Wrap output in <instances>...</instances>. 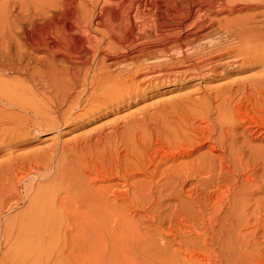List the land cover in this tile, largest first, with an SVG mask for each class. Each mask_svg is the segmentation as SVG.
I'll return each mask as SVG.
<instances>
[{"label": "bare ground", "instance_id": "obj_1", "mask_svg": "<svg viewBox=\"0 0 264 264\" xmlns=\"http://www.w3.org/2000/svg\"><path fill=\"white\" fill-rule=\"evenodd\" d=\"M241 66L264 68V0H0V152L13 149L29 135L61 130L95 113L125 109L160 92L164 86L226 78L230 71ZM258 76L232 79L217 87L204 86L203 95L191 91L176 99L137 108L93 130V134L76 141L73 147H68L69 144L62 147L60 157L64 156V164L60 158L56 159L58 149L50 158L44 153L30 156L10 153V158L0 162V168H5L16 185L11 186L16 194L13 189L5 194L23 200L30 189L28 181L32 185L36 176L52 177L59 181L48 190L40 189L39 185L36 193L39 198L31 205L36 211L24 216L52 217L49 193L63 187L64 216L94 220L119 217L123 209L114 205L130 203V196H136L134 192L140 185L161 206L177 199L172 215L177 222L182 218L186 221L187 216L200 220L202 226L196 224L200 228L194 222L189 226L206 243L204 247L210 250L218 244L223 249L227 236H234L231 239L242 252L240 240L259 233L255 228L251 230L250 219L261 217L264 210L260 198L255 196L264 190V157L258 154L264 148L260 146L258 151L259 145L251 144L252 139L248 133L249 138L246 137V129L239 122L250 120V116L240 118L249 113L245 112L249 106L264 115V98L260 96H264V91L260 92L259 87L264 86V76ZM176 107L181 111L177 112ZM255 119L250 121L255 122L253 125H257ZM166 125L170 128L173 125L176 133ZM113 140L117 146L108 144ZM130 140L134 141L135 151L133 143L129 148ZM104 141L110 148L116 146L113 151L116 148L118 152L123 145L121 150L126 152L121 154L122 158L114 151L109 163L116 162L118 170L120 166L119 176L131 186V194L129 186L127 193L122 191L124 183L122 190L119 188L122 182L116 185L124 194L113 191L124 204L120 199L114 200L113 194L110 196L114 183H105L114 175V168L107 169L113 174L107 178L106 173L102 174L106 161L99 162L88 153L90 147L101 146ZM207 144L219 154L200 153ZM246 170L251 173L246 172L248 177L242 179L240 173ZM206 173L212 176L204 178ZM116 176L113 177L118 179ZM137 176L146 180L138 177L133 181ZM191 180L198 185L186 191L189 199L185 200L181 194ZM187 205H194L196 210ZM171 221L169 226L173 225Z\"/></svg>", "mask_w": 264, "mask_h": 264}, {"label": "rangeland", "instance_id": "obj_2", "mask_svg": "<svg viewBox=\"0 0 264 264\" xmlns=\"http://www.w3.org/2000/svg\"><path fill=\"white\" fill-rule=\"evenodd\" d=\"M230 72H231V74L229 76H227L226 78L225 77L224 78L218 77V78L211 79V80L207 79V80H204L201 82L199 79L194 80L191 83L194 85H188L187 84V85L181 86V85L172 84V85L164 86L161 88L162 90L160 89V92L151 94L149 96V98L146 97L143 100H138L136 102V104L133 103L125 109H122V110L117 111V112L115 111L116 113L114 111L110 112V113H106V114L95 113L94 115L92 114V116H90V118L87 117L85 119L73 122L72 124L69 125L70 127L69 126L66 128L63 127V128H61V130H59V129L54 130L53 129L50 131L42 132L40 135H36V134L29 135V136H27V138L22 139L16 146H14L13 149L5 151V152H0V162H3V160L5 161L8 158H10L11 157L10 153H12L13 156H16V155H19V156L29 155L30 156L33 154L38 155V153L39 154L42 153V155H43V153H44V154H47V155H45L46 158H48V157L50 158L51 157L50 155L52 153H54L56 149H58V151H56V153H55V155L57 157L56 159L60 158L61 163L64 164V162H63L64 156L60 157V155H63V153H61L62 147L67 146L68 144H69L68 147H73L75 145L76 141L83 140V138L85 136H89L90 133L93 134L95 130L102 127L103 125L109 123L110 121H112L116 118L119 119V118L129 114V112L130 113L135 112V111H137V108L140 109L141 107H145L146 104L150 105L152 103L155 104V102L158 103V102H164V100L168 101V100H171L174 98L176 99V98H178L176 96H181V95L190 93L191 91H193L192 93L195 92L194 95H198V94L200 95V93L203 95V91H202L203 88L202 87H204V86L205 87L208 86V88L215 87V86L217 87L218 85L220 86L225 82H230V80H232V79L236 80L239 78L241 80L243 78H246V79H249L252 77L256 78L257 75H259L260 77L264 76V68H262L260 66H256L254 68L253 67L252 68H246L245 66H241V67L235 68L233 71H230ZM262 74H263V76H262ZM246 79H243V80H246ZM259 87H260V92H263L264 86L263 87L259 86ZM197 88L201 91L197 90ZM262 95L263 94H261L260 96L262 98H264V96H262ZM260 96H258V97H260ZM249 107H248V110H245V112H249L248 114H251V115H248L245 113L244 117L240 115V118L242 117L245 119L246 117L250 116V120H248L249 118H246L244 121L241 118L243 121L242 122L239 121V122H240V126H242L241 128H244L243 130L246 129L245 130L246 131L245 132L246 137H248V135H249V137L252 139L251 144L253 146H255L256 144H257V146L259 145L258 146L259 147L258 151H259L262 148H264V138H263L264 137V127L260 128V125L264 126L263 125L264 122H262L263 124H260L262 120L264 121V115L257 108H254V107L249 108ZM178 108H177L178 111L177 110L176 111L177 112L181 111V108L180 107H178ZM245 108L246 107H244V109ZM250 109L253 111V113H251L252 111ZM255 109L257 110V113H256ZM238 114L236 113L235 116L237 115L239 117ZM260 114L263 115V117L260 116ZM254 115L256 116V119H255ZM251 116L255 119V121L257 120L256 121L257 125H253V124H255V122L254 123L250 122L251 120L254 121V119H252ZM178 118H180V116H177V119ZM259 120H260V122H259ZM247 121L250 122V125L251 124L253 125V126L251 125V128H249L250 125L248 124L249 122H247ZM243 122H244V124H243ZM245 122H247V123H245ZM241 123L244 126L246 124H248V126L246 125L247 128H246V126L243 127V125H241ZM121 124L123 125V123H121ZM122 125H121V127H122ZM172 127H174V126L172 125L171 128L170 127H168V128L171 131H173L175 127L174 128H172ZM252 127L253 128L257 127V128H255L256 131L255 130L250 131V129H253ZM241 128H240V130H241ZM122 129H123V127L120 128V131ZM182 129L183 128H181V130ZM258 131H260L262 133H260ZM250 132H252V133H250ZM254 132H255V134H254ZM173 133H176V131L174 130ZM246 133H248V135ZM258 133H260V134H258ZM245 135H243L241 138H244ZM253 135H258V136L257 137L254 136V137H256V138H254ZM261 135H263V136H261ZM132 140H134L133 137H132ZM113 141H110L109 143L108 142L107 143L108 144L114 143L113 145H116L115 140H113ZM134 141H131V140L129 141L130 142L129 148L130 149L132 148L131 143H133V149L132 150L135 151L136 146L134 144ZM104 143H105V141L102 144H104ZM102 144H101V146H103V147L95 146V145L90 147L89 149L91 151L89 150L88 153L91 154V158L94 157V158H96L97 161L100 160L99 162H101V160L103 161V159H104V161H106V165L103 167V168H105V172H103L104 171V169H103L102 174L106 173L105 175L108 176L107 178L110 177L109 175L113 171H114V173H113L114 175L111 174V176L112 175L113 176H116V175L119 176L120 166H118L119 167V170H118V168H116L117 167L116 162L112 163L113 167L111 166L112 164H109V163H111L110 157H111L112 153H115L114 151H116V153H117L115 155H118L120 153L119 156H121L123 158V156L121 154L123 153V155H124V153H126V152L122 151L121 148H123L124 146L120 145V147L121 146L122 147L117 152L116 148L113 151V148L116 147L117 145L112 146L113 148H110L108 146V144L107 145L104 144L105 148H106V146H107V149L109 148V151H108L107 149H104V145H102ZM209 145L210 144H207L206 145L207 147L203 148L200 151V153L209 152V154H210L209 156H212V154L217 156L219 154V151L210 150ZM257 146H256V149L258 148ZM260 146H261V149H260ZM95 147H97L98 150ZM111 149H112V151H111ZM103 150H106V152ZM123 150H124V148H123ZM99 151H100V153H99ZM262 151H264V149ZM106 153L108 154V156L106 155ZM260 153H262L263 156ZM92 154H93V156H92ZM198 154H199V152H198ZM198 154L194 155L192 158L189 157L188 159L189 160L193 159L194 157H197L200 155V154L199 155ZM258 154L262 158L264 157V152L259 151ZM88 155L86 154L87 157H88ZM102 155H105V157L106 156L107 157L105 158ZM121 157H120V159H121ZM188 159H186V160H188ZM262 160H263L262 162L264 163V158ZM122 163L125 164V162H122ZM107 164H109L110 166ZM106 166H107V168H106ZM123 166H125V165H123ZM109 168H114V170L112 169V172L110 170L107 171V169H109ZM116 169H117V172H116ZM2 170L4 172H2ZM248 170L240 173V175L242 176V179H244L245 177H248V175L252 172L251 170H249V171H251L249 173ZM246 172H248L249 174H246ZM261 172H263V169ZM3 173H5V174H3ZM23 173H22V175H23ZM258 173L260 174V172H258ZM24 174H26V173H24ZM0 175L2 176V177H0V192H1L0 193V199H1L0 200V264H196V263L197 264H211V263H213V264H232V263H234V264H236V263H238V264L239 263L240 264H264V231H263L264 230V219H263L264 218V210L262 211L263 212L262 214L260 213L261 215L259 214L261 217L254 216L255 218L253 217L252 220L250 219L249 225L251 224L250 225L251 230H254V228H255V229H257V232H259V233L253 234L251 236L246 235V237H243V239L240 240L242 242V246L244 247L243 248L244 250L242 249V252H241V250L238 251L237 244H235L232 241L234 238H236L234 236L233 237L227 236V238L225 240V244H224V246H222V247H224L223 248L224 250L221 249V246L219 249V247L217 246L218 244H216V246L214 245V246H212V248H210V250L212 249L210 251L208 247H204L206 245V243L204 245L203 239H201V237H198L197 233L192 232L191 227L189 226V224L191 222H194L195 225L198 224L199 226H202L200 220H198L196 218L193 219L192 216H191L192 219L195 221L190 220L191 217H189V216L186 217L187 218L186 221L184 218H182L183 221L186 222V224L188 226V227H186L185 223L182 221V219L178 220L179 222H177L176 219L172 218V215L174 214V211H175L174 209L177 208V206H176V204H178L177 199L168 200L163 205V206H165L164 207L165 209H162L163 206L156 203V201L154 200V197L151 196V194L148 192V190H146L144 188L142 190V186H140V185L137 188V190L134 192L136 194V196H133V195L130 196L132 198V201L130 203L127 202L129 204L122 202L120 199L121 198L120 196H119L120 198L116 199L119 194L122 195V194H124V192L127 193L125 190H127L128 186H129L128 193L131 194V192H132V190L130 189L131 186L126 185V183L123 182V177L121 178L119 176L120 177L119 178L118 176H116V177H118V179H115V177L112 176L113 179L110 177V180L105 182L106 184H113L114 183L113 184L114 188L112 190H110V191H112V192H110L111 193L110 196L113 194L114 196L113 195L112 196H113V199L115 198L114 200H117L119 202V199H120V201L123 204L125 203L124 205H120V202H119V204L116 203L114 205L115 208H118V209H119V207H120V209L122 208L123 210L121 212H123V213H121V215L119 217L106 216V217H100V218H93L94 220H92V218H90V220H91L90 221L89 218L87 219L85 217H80V216H73V215H68L69 217L64 216V195H65V193H64L63 187L57 188L53 192L49 193V194H51L49 196L50 197V199H49V201H50L49 202V210L52 213L51 214L52 217H48V218L43 217L42 218L41 216H38L37 218L31 217L32 218L31 219L30 217L24 216L28 212L36 211V209H34L32 206L35 203L34 201H36V199L39 198L38 194L36 195L37 189L39 188V185H40V189L46 188V190H48L52 186L53 183L58 182L59 180L58 181L54 180L52 177L46 179L43 176H42L43 178L36 176L37 178L35 177L34 179H32V185H31L30 181H28L29 184L26 181L27 186L30 187V189L28 191V196H24L25 198L26 197L27 198L26 199L23 198V200L18 199L19 200L18 201L16 198V195L15 196L12 195V197H10V195L7 194V193H10V192H8L10 189H13L11 186L15 187L16 185L13 184L14 182L12 183L7 172H5V168L3 166H1V168H0ZM207 175H210V176H207ZM205 176L207 178H209L212 176V174L206 173L203 177L206 178ZM137 178H138V180H146L145 177L143 178L141 176H137V177H135V179H133V181L134 180L136 181ZM51 179H53V180H51ZM27 180H29V178ZM49 180H50V182H49ZM120 183H121V185H120ZM123 183H124V185H123ZM116 184H118V186L119 185L121 186V187L119 186L120 189L123 187L125 188L123 190L121 189L122 191H124L123 193H121L122 192L121 190L120 191L118 190L119 188L117 187ZM7 185H8V187H7ZM113 185H112V187H113ZM122 185H123V187H122ZM197 185L198 184H196L195 180H191L189 183H187L186 186L184 187V192L181 194V195H183L182 198L183 199H185V198L189 199L187 197L189 192L187 193L186 191L191 189V187L195 188V186H197ZM115 186L117 189H115ZM9 187H11V188H9ZM34 187H36V188L34 189ZM200 187L202 188L203 185H201ZM139 188L142 190L143 193L139 190ZM210 189L211 190L215 189V187L210 186ZM13 190H14V193L16 194L15 189H13ZM191 190H193V188ZM221 190H225V188L224 189L221 188ZM5 191H7L6 194L9 197H7V195L5 194ZM113 191L119 192V193L116 192V194H118L116 197L114 194L115 192H113ZM259 191L256 193L257 195H255L256 199L260 198L261 205L262 204L264 205V198H263L264 197V190H259ZM3 192H4V194H3ZM139 192L142 194H140ZM144 192H146V193H144ZM167 192H169V191H166L165 193H167ZM22 194L24 195L23 192H22ZM137 194H140V195H137ZM146 195H148L149 197ZM145 197H147V198H145ZM150 197H152L153 199H151ZM5 198H6V200H5ZM133 200H134V202H133ZM176 200H177V202H176ZM150 201H153V202L155 201V202L153 204V202L151 203ZM117 206H119V207H117ZM166 206H168V207H166ZM187 206L192 211L196 210V207L194 205H192V206L187 205ZM158 207H159V209H158ZM263 207L264 206H262V208ZM209 208H211V207H209ZM160 209H161V211H160ZM40 212H42V211H40ZM158 213L160 214L159 215L160 217L158 216ZM155 217L157 220L155 219ZM257 217H259L260 219ZM161 218L164 221H162ZM180 218L181 217L179 216L177 219H180ZM170 219H172L171 223L173 224L172 225L173 228H172V226H169V225H171V224H169ZM188 219L190 220V222ZM161 221H162V223H160ZM163 222H165V223L163 224ZM158 223L160 224V226H158ZM176 223H178V224L176 225ZM198 225H196V227L200 228ZM250 226H248L249 228H247V229L250 230ZM161 227L163 229H161ZM166 227H167V229H166ZM176 227H178L180 229V231H178V228H176ZM171 229H173V230H171ZM159 230L160 231L162 230V231L160 232ZM176 230L178 232H176ZM166 231H168V232H166ZM228 237H230V240L233 243L230 242V240H228L229 239ZM184 238L187 240H185ZM231 238H233V239H231ZM200 240H202V241H200ZM182 241H183V243H182ZM187 241H189L193 245L190 246L189 242H187ZM226 241H227V243H226ZM229 242L232 244V247H231V244H228ZM243 242H244V244H243ZM211 245H212V241H211ZM228 245H230V246L228 247ZM213 247L215 249H213ZM207 248H208V250H207ZM252 248H253V251H252ZM227 250H230V251L227 252ZM208 251H210V252H208ZM218 251H220L221 254H219L220 252H218ZM245 251H247V252L245 253ZM248 254H249V256H248ZM216 255H218L219 257ZM233 255L235 258L232 257ZM246 258H247V260H246ZM234 259L236 261L237 260L238 261L236 262Z\"/></svg>", "mask_w": 264, "mask_h": 264}]
</instances>
